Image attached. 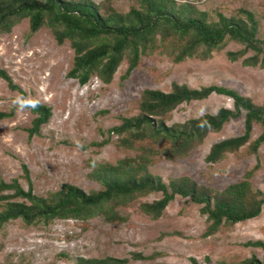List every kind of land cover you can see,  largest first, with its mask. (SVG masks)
Listing matches in <instances>:
<instances>
[{"label": "rangeland", "instance_id": "1", "mask_svg": "<svg viewBox=\"0 0 264 264\" xmlns=\"http://www.w3.org/2000/svg\"><path fill=\"white\" fill-rule=\"evenodd\" d=\"M174 2H188L197 10L206 11L210 19H215L217 12L236 16L238 9H245L256 21L255 36L264 40V0ZM107 4L119 13L136 7L134 0H108ZM27 33L26 18L17 19L6 32L0 33V69L10 84L19 89H8L0 79V111L10 112L0 119V179L7 183L16 180L23 190L28 181L30 192L35 195L44 197L62 184L83 192L101 190L100 181L90 175L88 162L114 164L123 156L135 154L134 150L117 145V138L125 135L117 137L106 131L118 125L121 117L140 113L138 99L143 88L166 92L171 82L188 88L213 83L234 89L255 105L264 98V65L244 66L241 58L229 61L225 52L243 48L231 40L212 49L208 57L192 56L177 63L165 53L155 50L144 53L121 79L127 65L122 58L107 83L90 74L78 85L65 76L73 58L68 41L57 44L42 24ZM252 53L246 50L242 57ZM20 92L26 102L35 100L49 108L47 121L29 137L24 128L29 127L34 114L17 105ZM220 107L232 109L231 99L210 92L199 100L179 103L160 118L168 126L206 112L214 113ZM242 119L241 111L218 131H206L198 142L192 143L185 156L167 159L158 153L151 155L154 160L147 170L163 182L169 177L185 176L215 191L242 180L245 172L252 170L249 185L258 188L264 197V141L258 144L255 155L246 152L245 144L260 131L257 122L252 124L247 141L236 151L224 153L215 162L204 159L211 142L241 133ZM100 139H105L103 145L91 144ZM134 144L148 145L146 138ZM256 160L257 166L253 168ZM158 196L156 191L146 192L125 205L112 206L120 216H125L124 221L114 224L105 222L99 212L83 220L52 219L48 223L38 220L30 225L18 218L9 220L0 225V264H75L76 257L106 256L122 259L123 264H191V259L196 264H238L250 255L262 259L260 247L242 243L256 240L264 243V202L255 217L204 236L206 221L205 215L198 212L200 204L186 198L173 196L157 218L139 210L142 201Z\"/></svg>", "mask_w": 264, "mask_h": 264}, {"label": "trees", "instance_id": "2", "mask_svg": "<svg viewBox=\"0 0 264 264\" xmlns=\"http://www.w3.org/2000/svg\"><path fill=\"white\" fill-rule=\"evenodd\" d=\"M134 1L136 7L131 6L126 12L119 13L107 4L108 0L103 3L92 0H0V33L6 32L19 18H26L27 35L41 24L46 26L57 44L68 41L73 58L65 76L74 79L78 85L83 84L90 74L107 83L122 58L127 65L120 75L121 79L138 64L139 56L144 53L154 50L165 53L172 62L177 63L192 56L208 57L210 51L220 48L225 40L243 45L240 50L225 52L229 61L241 58L240 63L244 66L264 65V40L255 36L256 21L245 9H238L236 16H224L217 12L216 18L210 19L206 11L197 10L188 2ZM246 50L253 53L242 57ZM0 79L8 89L19 90L10 84L1 69ZM210 92L230 98L232 109L220 107L214 113L206 112L168 126L160 118L179 103L199 100ZM23 96L20 92L17 105L34 114L29 127L24 128L29 137L37 133L40 124L47 121L50 113L44 103L35 100L26 102ZM138 110L140 113L136 116L121 117L118 125L106 131L117 137L125 135L117 138V145L132 149L135 154L123 156L114 164L88 162L90 175L100 181L101 190L83 192L70 184H62L43 197L30 192L28 181L23 190L16 180L7 183L0 179V225L17 218L25 225L38 220L43 223L52 219L83 220L95 212H99L105 222L114 224L124 221L125 216H120L112 206L125 205L133 197L152 191L159 196L142 201L138 205L142 213L157 218L173 196L186 198L200 204L198 212L205 215L206 221L202 232L204 236L258 214L264 197L258 188L249 185L252 170L246 171L242 180L215 191L211 187L197 185L185 176L169 177L163 182L147 170V165L153 162L150 156L155 153L167 159L185 156L192 143L198 142L206 131H218L224 122L237 117L241 111V133L211 142L204 159L215 162L224 153L236 151L247 141L252 124L257 122L260 131L245 143L246 152L255 155L258 144L264 141V98L261 104L255 105L234 89L213 83L188 88L171 82L166 92L143 88L139 94ZM8 115L10 112L0 111V119ZM157 115L160 119L154 117ZM143 138L147 139V146L134 144L141 143ZM104 143L105 139H100L91 144ZM154 144L158 147H154ZM257 163L258 160L253 168ZM22 170L27 180L25 166H22ZM242 245L260 247L262 259L250 255L238 264H264L262 241H246ZM123 263L122 259L107 256L75 259V264ZM191 264L196 263L191 259Z\"/></svg>", "mask_w": 264, "mask_h": 264}]
</instances>
